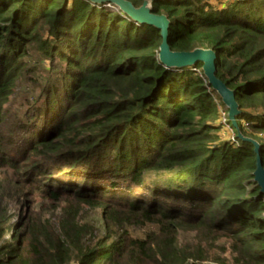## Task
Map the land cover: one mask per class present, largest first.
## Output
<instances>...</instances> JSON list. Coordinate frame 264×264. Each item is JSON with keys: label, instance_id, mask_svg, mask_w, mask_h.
I'll use <instances>...</instances> for the list:
<instances>
[{"label": "trees", "instance_id": "16d2710c", "mask_svg": "<svg viewBox=\"0 0 264 264\" xmlns=\"http://www.w3.org/2000/svg\"><path fill=\"white\" fill-rule=\"evenodd\" d=\"M151 7L173 51L219 53L237 125L202 62L160 60L157 27L90 0H0V264H264L238 137L264 164V0Z\"/></svg>", "mask_w": 264, "mask_h": 264}, {"label": "water", "instance_id": "95a60500", "mask_svg": "<svg viewBox=\"0 0 264 264\" xmlns=\"http://www.w3.org/2000/svg\"><path fill=\"white\" fill-rule=\"evenodd\" d=\"M96 4H112L133 20L139 23L153 25L160 29L162 42L159 47V58L167 67H185L192 66L202 62V69L208 79V83L222 98L227 108L228 118L234 126L237 125L236 117L240 114L239 103L237 101L236 91L228 86L221 78L217 76V62L219 53L214 49L196 48L191 51H173L169 44V26L170 20L164 14H155L152 12V0H146L140 7H136L130 0H90ZM238 137L250 141L254 144L256 153V169L253 172L254 181L260 187L264 194V164L261 156V145L256 140L245 138L240 133Z\"/></svg>", "mask_w": 264, "mask_h": 264}, {"label": "rangeland", "instance_id": "374dc122", "mask_svg": "<svg viewBox=\"0 0 264 264\" xmlns=\"http://www.w3.org/2000/svg\"><path fill=\"white\" fill-rule=\"evenodd\" d=\"M215 1L216 2L218 1L219 3L221 2V0H215ZM253 181H254V178L250 179L248 181L247 185H248L249 189L252 188L253 184H251V183H253ZM195 234L196 233H194V232H183L181 234V238H182L183 241L194 243V242H196ZM194 260L191 259L188 263L191 264V262L194 261ZM195 264H221V263L219 261H217V260H214V259H205V260H197V263H195Z\"/></svg>", "mask_w": 264, "mask_h": 264}, {"label": "built area", "instance_id": "2783aa9c", "mask_svg": "<svg viewBox=\"0 0 264 264\" xmlns=\"http://www.w3.org/2000/svg\"><path fill=\"white\" fill-rule=\"evenodd\" d=\"M226 2H232V1H236V0H225ZM221 115H222V121L224 122L227 113H225L223 110H221ZM231 138L233 139V136H231Z\"/></svg>", "mask_w": 264, "mask_h": 264}]
</instances>
